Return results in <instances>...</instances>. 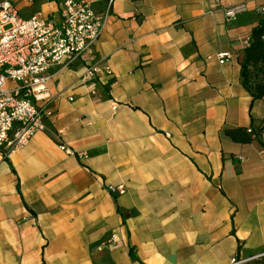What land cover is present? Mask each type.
<instances>
[{
    "label": "crops",
    "instance_id": "1",
    "mask_svg": "<svg viewBox=\"0 0 264 264\" xmlns=\"http://www.w3.org/2000/svg\"><path fill=\"white\" fill-rule=\"evenodd\" d=\"M239 5L246 11L227 20ZM262 5L115 0L94 49L48 82L46 130L8 159L0 153V264L264 256V139L226 134L264 128V99L253 101L241 78ZM19 9L29 18L59 5ZM95 65L102 72L87 77Z\"/></svg>",
    "mask_w": 264,
    "mask_h": 264
},
{
    "label": "built area",
    "instance_id": "2",
    "mask_svg": "<svg viewBox=\"0 0 264 264\" xmlns=\"http://www.w3.org/2000/svg\"><path fill=\"white\" fill-rule=\"evenodd\" d=\"M37 0H0V153L8 159L46 130L47 86L57 70L72 68L89 54L100 40L115 0L96 12L89 0H55L59 9L48 15H21V3ZM45 1V0H44ZM245 5L224 11L227 20L246 11ZM264 17V6L259 8ZM228 55H221L220 64ZM109 73V68L105 69ZM99 65L88 69L87 77L101 73ZM264 139V132L262 134ZM62 149L70 152L68 148ZM123 194L124 187H108ZM262 257V256H261ZM242 262L233 260V264Z\"/></svg>",
    "mask_w": 264,
    "mask_h": 264
},
{
    "label": "trees",
    "instance_id": "3",
    "mask_svg": "<svg viewBox=\"0 0 264 264\" xmlns=\"http://www.w3.org/2000/svg\"><path fill=\"white\" fill-rule=\"evenodd\" d=\"M241 78L253 101L264 99V17L254 28L250 46L245 51L241 64ZM263 129H239L226 132L234 142L247 144L262 138ZM253 264H264V256Z\"/></svg>",
    "mask_w": 264,
    "mask_h": 264
},
{
    "label": "rangeland",
    "instance_id": "4",
    "mask_svg": "<svg viewBox=\"0 0 264 264\" xmlns=\"http://www.w3.org/2000/svg\"><path fill=\"white\" fill-rule=\"evenodd\" d=\"M39 13H41V12H39Z\"/></svg>",
    "mask_w": 264,
    "mask_h": 264
}]
</instances>
